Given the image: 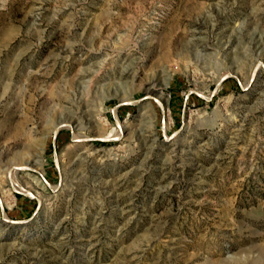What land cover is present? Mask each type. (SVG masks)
Listing matches in <instances>:
<instances>
[{"label":"rangeland","instance_id":"374dc122","mask_svg":"<svg viewBox=\"0 0 264 264\" xmlns=\"http://www.w3.org/2000/svg\"><path fill=\"white\" fill-rule=\"evenodd\" d=\"M235 261L264 264V0H0V264Z\"/></svg>","mask_w":264,"mask_h":264},{"label":"bare ground","instance_id":"6f19581e","mask_svg":"<svg viewBox=\"0 0 264 264\" xmlns=\"http://www.w3.org/2000/svg\"><path fill=\"white\" fill-rule=\"evenodd\" d=\"M119 130H122L121 128H119ZM119 134V132H117ZM75 139H78V138H75ZM10 165L9 164H6V166L1 170L2 172H4V175L7 176L9 178L10 176ZM23 191L25 192H28L26 191L25 189L22 188ZM233 264H240L239 262L235 261Z\"/></svg>","mask_w":264,"mask_h":264}]
</instances>
